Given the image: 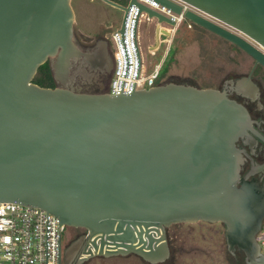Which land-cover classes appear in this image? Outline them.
Here are the masks:
<instances>
[{
    "label": "water",
    "instance_id": "95a60500",
    "mask_svg": "<svg viewBox=\"0 0 264 264\" xmlns=\"http://www.w3.org/2000/svg\"><path fill=\"white\" fill-rule=\"evenodd\" d=\"M100 1L122 20L137 5ZM154 1L181 12L170 0ZM179 1L264 49V0ZM137 7L155 22L156 48L159 27L174 24ZM184 17L264 68V54L241 36L194 13ZM74 28L71 0H0V204L38 208L60 229L84 231L60 244L58 264L129 256L164 264L167 230L197 223L221 225L231 257L241 253L243 264H264L256 241L264 179L248 180L252 165L241 177L250 157L237 145L249 144L251 154L256 142L249 134L263 143L264 137L252 129L245 108L225 88L173 81L131 95L74 92L68 89L72 69L113 70L105 42L83 51ZM45 64L54 88L33 83ZM248 81L237 79L234 92L256 93Z\"/></svg>",
    "mask_w": 264,
    "mask_h": 264
},
{
    "label": "rangeland",
    "instance_id": "374dc122",
    "mask_svg": "<svg viewBox=\"0 0 264 264\" xmlns=\"http://www.w3.org/2000/svg\"><path fill=\"white\" fill-rule=\"evenodd\" d=\"M120 3L124 4L123 1ZM71 7L75 14L76 30H84L90 37L99 26L104 25L109 29L107 37L110 39L109 34L116 30L122 21L121 12L100 0H71ZM155 29V22L140 19L137 34L142 59V77L150 75L153 67L161 63L156 85L173 81L187 82L198 89H212L222 77L244 71L249 65L248 59L229 42L194 25L187 30L186 23L175 28L166 55L164 44H161L157 51L149 52L155 48ZM161 38L163 40L165 37ZM262 230L264 232V224ZM223 233L222 226L218 224L197 223L170 227L167 230L170 258L164 264H234L226 251ZM66 236L67 231L62 233L63 242ZM84 264L145 263L129 256L98 258Z\"/></svg>",
    "mask_w": 264,
    "mask_h": 264
},
{
    "label": "built area",
    "instance_id": "2783aa9c",
    "mask_svg": "<svg viewBox=\"0 0 264 264\" xmlns=\"http://www.w3.org/2000/svg\"><path fill=\"white\" fill-rule=\"evenodd\" d=\"M135 1L137 5L167 18L174 24L173 27H159L160 31H165L168 36L159 31V44L149 52L157 51L161 44H164L166 55L175 28L183 23H186L187 30L192 28L193 24L184 17L187 12L237 34L235 30L179 0L170 1L181 8L180 14L172 12L154 0ZM137 5L128 8L120 26L110 33L113 60L112 76L107 89V94L110 96L131 95L135 91L148 90L156 86L155 82L159 79L161 63L153 67L150 75L142 77V59L137 31L140 19L147 21V15L139 14ZM162 36L165 37L163 40ZM263 224L264 221L256 241L260 252L264 255ZM63 232L64 229L59 228L58 220L51 214L17 203H1L0 264H58L60 237Z\"/></svg>",
    "mask_w": 264,
    "mask_h": 264
},
{
    "label": "flooded vegetation",
    "instance_id": "af4514ba",
    "mask_svg": "<svg viewBox=\"0 0 264 264\" xmlns=\"http://www.w3.org/2000/svg\"><path fill=\"white\" fill-rule=\"evenodd\" d=\"M121 1H123L125 4L127 3L128 0H115L114 3L124 6V4L120 3ZM108 30L109 29H107L104 25H101L90 37L89 33H84L82 30L77 31L76 28H74V42L79 48H81V50L91 51L92 49H95L96 45L99 42L103 41L105 42L107 52L112 59L111 45L107 37ZM237 35L241 36L243 39H245L247 42H249L251 45H253L255 48H257L259 51H261L264 54V49H262L256 43H254L253 41H251L250 39L246 38L245 36L239 33H237ZM237 51L242 53V55H244L248 59L249 65L244 71L237 72L231 76L222 77L220 82L216 84V86L212 89L220 91L221 89L225 88L227 97L235 101L236 103L240 104L241 106H243L247 111L249 118L252 122L251 123L252 129L256 133L264 137V68L258 64L256 65L255 62L252 60V58L244 54L239 49H237ZM111 76H112V71H108L106 69L97 70L95 72H89L87 69L83 70L82 67L74 68L71 71L70 78L72 79L70 81V85L68 86V89H72L74 92H78L81 94L93 95V94L104 93L107 92ZM242 78L248 79L249 84H251V86H254L257 89V92L255 93L253 90L250 89V92H248L249 94L247 97H244L241 94L240 95L236 94L234 92L236 80ZM181 84H189V83L182 82ZM249 135L251 136V139L256 142L255 145L251 147V151H252L251 154H250L249 144L244 145L241 143V141H238L237 144L250 157V158L247 157L245 158V163L241 170V177L250 171L252 165V168L255 170V174L253 176H250L248 180H251L252 178L256 180H261V179L263 180L264 179V143L261 142L259 139H257L255 136H253V134L250 133ZM250 159L252 160V163ZM65 231H67V236L64 242L61 239L62 247H65L69 243L78 240L84 234V231L81 229H77V230L70 229ZM232 260L234 262L242 261L241 253H236L235 257L234 258L232 257Z\"/></svg>",
    "mask_w": 264,
    "mask_h": 264
},
{
    "label": "trees",
    "instance_id": "16d2710c",
    "mask_svg": "<svg viewBox=\"0 0 264 264\" xmlns=\"http://www.w3.org/2000/svg\"><path fill=\"white\" fill-rule=\"evenodd\" d=\"M36 78L38 79V81H35ZM33 83L43 88H54V83L47 64L39 68ZM234 264H243V261L234 262Z\"/></svg>",
    "mask_w": 264,
    "mask_h": 264
},
{
    "label": "crops",
    "instance_id": "0c3cea01",
    "mask_svg": "<svg viewBox=\"0 0 264 264\" xmlns=\"http://www.w3.org/2000/svg\"><path fill=\"white\" fill-rule=\"evenodd\" d=\"M84 33H88V32H85L84 30H82Z\"/></svg>",
    "mask_w": 264,
    "mask_h": 264
}]
</instances>
